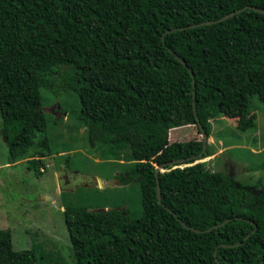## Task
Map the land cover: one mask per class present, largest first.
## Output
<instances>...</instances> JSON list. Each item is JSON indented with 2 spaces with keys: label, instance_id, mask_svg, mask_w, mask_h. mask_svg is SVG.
<instances>
[{
  "label": "trees",
  "instance_id": "obj_1",
  "mask_svg": "<svg viewBox=\"0 0 264 264\" xmlns=\"http://www.w3.org/2000/svg\"><path fill=\"white\" fill-rule=\"evenodd\" d=\"M246 6L264 9V0H0L9 160L44 167L52 151L42 89L73 92L90 146L133 162L116 178L141 188L137 218L118 208L64 209L76 264H264L262 184L196 164L166 166L162 202L157 192L158 166L210 155L199 157L200 123L209 137L219 116L239 114L242 132L254 126L252 99L264 103V13L246 8L193 26ZM192 126L201 139L170 140ZM0 264L46 260L35 246L15 249L12 231L0 229Z\"/></svg>",
  "mask_w": 264,
  "mask_h": 264
},
{
  "label": "rangeland",
  "instance_id": "obj_2",
  "mask_svg": "<svg viewBox=\"0 0 264 264\" xmlns=\"http://www.w3.org/2000/svg\"><path fill=\"white\" fill-rule=\"evenodd\" d=\"M42 99L52 154L37 173L26 163L9 160L0 117V229L12 231L15 249L35 246L46 264H76L64 209L118 208L137 218L143 213L141 188L136 181L121 184L116 178L133 162L102 155L90 146L87 128L74 115L80 109L76 93L55 96L42 89ZM252 102L250 130L236 127L239 114L212 119L210 155L180 167L196 164V170L232 173L244 185L264 186V103L256 96ZM175 133L171 141L202 138L196 126L179 127Z\"/></svg>",
  "mask_w": 264,
  "mask_h": 264
},
{
  "label": "water",
  "instance_id": "obj_3",
  "mask_svg": "<svg viewBox=\"0 0 264 264\" xmlns=\"http://www.w3.org/2000/svg\"><path fill=\"white\" fill-rule=\"evenodd\" d=\"M246 8H253V9L257 10V11H261V12L264 13V9H261V8L255 7V6H246L245 8L238 9L237 11H233V12H231V13L223 16V17L219 18L218 20L206 21V22L198 23V24L193 25V26H199L201 24H212V23H216V22H219V21L226 20V19H228V18H230L232 16H235L237 13L243 11ZM194 85H195V79H194ZM194 105H195V103H194ZM194 109H195V112H196V107H194ZM200 128H201L202 135H203V150L200 153L199 157H201L203 155V153L206 151V149L208 148L209 138H210L209 137V134L206 132L204 126L201 123H200ZM182 164H185V159H178V160L169 161V162H166L164 164H161L160 166L157 167V170H156V176H157V181H158V184H157V192H158V199H159L160 202H162V191H161L160 181H159V178H158L159 177L158 176L159 172L160 171H164L166 166L180 167V165H182ZM169 210L172 211L171 208H169ZM229 220L230 219H227L224 222H222V223H220V224H218V225H216L214 227H218L220 225H223L226 222H228ZM192 229L195 230V231H198V232H201L202 231V230L197 229V228H192ZM210 229H212V228H210Z\"/></svg>",
  "mask_w": 264,
  "mask_h": 264
},
{
  "label": "crops",
  "instance_id": "obj_4",
  "mask_svg": "<svg viewBox=\"0 0 264 264\" xmlns=\"http://www.w3.org/2000/svg\"><path fill=\"white\" fill-rule=\"evenodd\" d=\"M208 146H209V144H208Z\"/></svg>",
  "mask_w": 264,
  "mask_h": 264
}]
</instances>
